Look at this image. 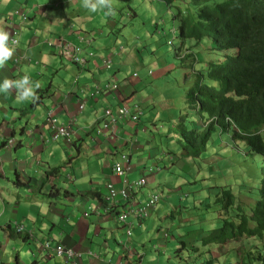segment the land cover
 I'll return each instance as SVG.
<instances>
[{"label":"crops","instance_id":"crops-1","mask_svg":"<svg viewBox=\"0 0 264 264\" xmlns=\"http://www.w3.org/2000/svg\"><path fill=\"white\" fill-rule=\"evenodd\" d=\"M82 10L85 9L79 0H0V26L18 38L15 55L0 69V82L5 77L19 79L27 74L41 84L40 99L36 103L18 102L14 92L0 93V264H25L22 261H31L27 264H115L123 257L122 243L127 240L124 227L117 219L123 209L122 201L108 210L103 209L106 184L111 182L116 189L122 186L112 165L119 161L122 152L128 154L130 161L133 154H139V160L160 155L159 149L153 151L151 136L146 154L129 150V141L137 137L136 128L138 131L144 125V115L137 124L118 119L116 138L109 136V130L97 133L96 127L102 125L105 108L114 110L117 105L133 103L143 106L140 89L149 70L141 73L143 52L137 48L138 44L115 46L114 42L107 47L105 39H98L105 33L102 25V28H91L94 20ZM25 13L27 18L22 21ZM94 17L97 19L96 13ZM113 17L104 16L108 32L120 26ZM159 29L154 23L145 27L146 39L152 38L153 31ZM59 38L81 45L96 55L90 58L86 52L82 53L87 58L84 66L66 61L54 44ZM141 44L151 46L152 41ZM144 50L149 52L150 49L145 47ZM108 54L113 55L112 66L106 69L101 57ZM134 72L138 76H133ZM112 79H116L119 86L115 93L95 92L96 85L103 86ZM82 101L85 105L79 111ZM48 113L51 119H47ZM73 116L76 121L71 125L72 141L52 140L51 123L68 124ZM213 142L212 149L216 140ZM135 149L144 147L138 143ZM162 155L165 156L164 152ZM167 162L165 157L159 164L164 167ZM141 165L130 167L127 177L137 178L142 173ZM173 165L183 171L187 168V163L179 160ZM54 168L58 171L49 175L45 183V176ZM18 176L22 182L15 185ZM149 178L156 182L152 187H149ZM168 178V172L161 169L148 177L146 187L133 192L134 197L137 201L146 199L153 187L163 186ZM167 200H170L167 206L170 211L172 196H167ZM158 210L156 207L150 213ZM128 219L130 223L134 221L135 228L128 240L133 247L132 258L125 260L132 264H171L177 260L173 256L176 252H172L176 247H168L171 240L158 243L156 240L158 246L146 248L145 224L149 220L138 224L131 216ZM13 220L30 230L39 241L49 240L51 244L58 243L78 252L89 249L99 257L82 256L76 261L70 260L74 263H67L52 252L38 250L24 232H11L7 224ZM5 225L10 232L4 229ZM161 232L162 228H157L158 238ZM148 243L152 244L153 239Z\"/></svg>","mask_w":264,"mask_h":264},{"label":"rangeland","instance_id":"rangeland-1","mask_svg":"<svg viewBox=\"0 0 264 264\" xmlns=\"http://www.w3.org/2000/svg\"><path fill=\"white\" fill-rule=\"evenodd\" d=\"M79 1L81 3V0ZM211 1L221 0H209L208 2L210 3ZM113 4L115 13L112 16L124 23L121 29L116 32H108L106 26L108 21L104 19L105 12H95L97 14L96 19L93 12H89L86 9L82 11L88 18L94 20L90 23L91 28H94V26L97 29L104 28V35L98 36V39H105L107 47H111L114 42L115 46H120L122 45L121 43L126 44L125 46L136 43L138 44L137 48L143 52L141 54V73L145 74L147 70H150L151 74L145 77L140 89V96L142 99L144 98L141 102L144 106L143 122L145 130L143 132L137 131L136 141L144 147L143 150H140L141 154H146L149 147L147 143L151 136L153 139V151H156L157 148L161 154L140 160L139 154H133L129 166L135 168L139 164H146L155 167L161 161V158L162 160L165 159V156L162 155L163 151L169 149L172 154L182 152V148L177 142L178 135L173 129L185 114H187L185 121H189L188 124L191 125V121L195 118L191 95L194 82L198 80L210 82L208 77L209 66L221 60L224 53L213 49L208 38H203L196 42L193 39L188 40V45L191 44V51L195 53L198 60L195 65V71L198 74L191 72L190 58H181L175 55L178 42L168 29L175 26L173 15L177 10V6L181 10L185 8L192 10L193 3L191 0H175L169 8L163 0H113ZM129 14L132 16H128ZM158 16H161L164 22L159 26L160 29L158 31H153V37L148 39L152 41L151 46H149L150 44L142 45V42H148L145 35V26L153 24ZM84 22L88 24V21ZM101 25L102 27H100ZM168 39L172 40V45L166 44ZM96 42L98 43V40ZM145 47L150 49L149 52L144 50ZM225 53L230 55L232 52L228 50ZM215 137L216 144L213 147L216 148L212 150V143ZM222 138H224L225 143L219 136H214L213 134L209 139L208 150L198 158H191L193 159L192 164L189 163L190 159L184 153L181 154L180 161L187 163L191 168L190 170L185 168L181 176L186 178L183 174L188 171L190 173L189 180H200L198 183L191 184L193 188L183 185L185 181L180 178H168L166 180L161 188L166 190V188L169 189L171 186L181 187V197L175 196L169 212L167 206L170 200H167V196H165V198L160 199L156 206L159 208L158 212L149 215V222L147 225L145 224V232L147 234L145 233L144 245L146 248H151L152 244L156 243L157 236L155 232L157 224H160L163 229L172 226L168 220V214L175 216L173 221L176 223H179L180 219L186 218V221L180 222L182 226L183 223H187V220L192 218L191 216L194 213L200 214V212H204L201 209L203 202L206 200L203 198L204 192L206 190L211 191L209 196L214 199L215 197H212V194H216L215 185L230 188L239 203L245 206L246 212H249L248 207L257 199L258 170L255 165H252L250 159L244 155L245 153L241 149L242 142H233L229 136H222ZM220 142L225 144L224 146L226 147H222ZM125 151L127 152L128 150L125 149ZM201 164L202 166L199 168ZM202 172H204V176L207 179L201 180L204 178L201 175ZM133 173L137 176L136 170ZM155 184L156 182L149 178V187ZM195 188L196 191L194 192ZM195 200L198 203L194 202ZM206 209V215L209 217V222H211V217L214 215L212 208L207 207ZM177 211L178 213H176ZM177 214L178 216H176ZM219 224L220 221L217 219L213 226L216 227ZM170 230L172 235H178V237L176 241L171 240L168 247L172 249L179 247V250L173 255L174 260L175 256L177 260L172 261L171 264H201L203 257L193 258L195 255L193 247L196 238V232L193 231V227L182 226L180 228H170ZM151 239H153L152 244L148 243ZM33 243L37 244L36 242ZM139 247L142 248V245L140 244ZM208 248H210L208 249L210 253L218 258V261H215L214 264H264V261L258 258L259 255L264 257V237H242L223 245H211ZM185 261L188 262L185 263ZM22 262L27 264V262L30 263L31 261ZM66 262L71 263L73 261Z\"/></svg>","mask_w":264,"mask_h":264},{"label":"trees","instance_id":"trees-1","mask_svg":"<svg viewBox=\"0 0 264 264\" xmlns=\"http://www.w3.org/2000/svg\"><path fill=\"white\" fill-rule=\"evenodd\" d=\"M163 1L168 6L175 0ZM208 1L191 0L192 10L177 6L173 15L177 50L185 45L191 48L190 39L196 42L209 38L212 48L224 53L209 67L210 82L195 81L191 89L198 116L194 125H187L183 117L175 132L192 158L208 150L210 137L219 130L229 134L231 141L242 142L245 156L256 166L258 176L257 199L248 207L249 212L231 189L219 187L214 199L203 197L204 212L194 213L187 220L184 226H192L196 232L193 258L204 257L201 264H214L218 259L210 250L200 248L242 237H264V0ZM228 50L230 55L225 53ZM207 207L214 214L211 222ZM217 219L220 224L215 227ZM177 250L179 247L173 252ZM258 258L264 261V257Z\"/></svg>","mask_w":264,"mask_h":264},{"label":"clouds","instance_id":"clouds-1","mask_svg":"<svg viewBox=\"0 0 264 264\" xmlns=\"http://www.w3.org/2000/svg\"><path fill=\"white\" fill-rule=\"evenodd\" d=\"M60 3H64V2L61 1ZM81 3H82L83 8L88 10L89 12L95 13V12L103 11V12H105L106 15H108V16L110 15L111 17H113L112 14L115 13L113 0H81ZM169 6L170 5H168L167 7L169 8ZM128 16L131 17L132 15L129 14ZM26 18H27V14L25 13V14H23L22 21L25 20ZM156 19H157V21H154V24L156 25V27L160 26L164 22V20L161 18V16H158V18H156ZM116 23L120 24L119 28L116 30V31H118L121 29V27H122V25H124V23H122L121 20H119V19H116ZM145 27L148 28V26H145ZM116 31H114V32H116ZM168 31L170 33H172L173 36H175V38L178 42V39L176 37V27L175 26L171 27L168 29ZM80 39L83 40L84 38L81 37ZM17 43H18L17 36L16 35L12 36V34L9 31L5 30V28L3 26H0V69L5 68L7 62L10 59H12L13 56L15 55L16 50H17L16 49ZM49 43H51V42H49ZM54 44L57 46L59 54L64 60L70 61L76 65H79V66H84L86 63V60H87L86 56L82 55V53L86 52V55L90 56V58H93L96 55L92 51H87L81 45L74 44L70 41L63 39V38H59L58 40H56L54 42ZM63 44H70L72 46L78 47L80 49L78 56L80 59H82V61H80V62L72 61V60L67 59L65 56H63L60 52L61 45H63ZM166 44L172 45V40L168 39ZM178 45H179V43H178ZM178 45H177V47H178ZM177 47L175 49V55L179 56L181 58H186V57L190 58L191 59L190 60L191 61V72L194 74H198V72L195 71V65L198 62L195 53L193 51H191V48L187 47L186 45L184 46V48L182 47L179 50H177ZM112 57H113V55H111V54L104 55L101 57L102 58V65L106 69H108L112 66ZM15 60L17 61L18 58H15ZM148 72L150 75L151 74L150 70ZM133 76H135V77L138 76L137 72H134ZM113 84L116 85L115 88H111V85H113ZM40 88H41L40 82L39 81H33L31 79V77L27 74H25L22 78H19V79H12L9 77H5V78H3L2 82H0V93L14 92L18 102H24V101H31L32 103L38 102L40 99V97L38 95V90ZM118 88H119V86H118L117 80L112 79L109 82L104 83L103 86L96 85L95 92L97 93L98 91L101 90L104 92L105 91H112L113 93H115L118 90ZM84 105H85V101L84 102L82 101L78 105V110L79 111L82 110L84 108ZM121 107L127 108L129 111V114H133L136 111L140 112V114L135 119H132L131 116L120 117L117 114V110ZM193 109H194L195 118L193 121H191V125H194V121L198 118V116L195 114L194 104H193ZM105 110H109L110 114H105ZM50 115H51V113H48L47 119L52 118ZM143 115H144V109H143V106L141 105V103H133L131 105L120 104V105H117V107L114 110H112L110 107L105 108L103 113H102V120H101L102 125H98V127H96V130L98 131L97 133L101 132V130L104 131V129L109 130V136L111 138H113V137L116 138L115 129H116V124H117L118 119H126L127 121H130V122L137 124V122L141 119V117ZM186 116H187V114L184 115V120H185ZM182 118H180V121ZM75 121H76V117L73 116L69 120L68 124L55 125L54 123H51V125H50V129H51L50 138L52 140L61 139L65 143H70L72 141L73 135H74V130L71 128V125H75L74 124ZM179 122H177V124ZM188 122L189 121H185V123H187V125L191 126L190 124H188ZM138 130L143 132L145 130L144 125L141 126L140 128H138ZM173 131L175 132V128L173 129ZM136 133H137V128H136V132H134V134L136 135ZM215 136H219L220 139L222 141H224V143H225V140H223L222 136H229V134H222L221 131L219 130ZM214 139L216 140V137ZM177 142L180 144L179 135H178ZM220 143L222 144V142H220ZM10 144H11V141L8 142V145H10ZM136 144H138V142L136 141V137L132 138L129 141V150L132 152H133V150H134V152H141L140 150L137 151L135 149ZM224 145L225 144H222V147L225 148L226 146H224ZM180 146H181V144H180ZM181 148H182V146H181ZM215 148L216 147H213L212 150H214ZM242 151L245 153V151L243 149H242ZM163 152H164L165 157L168 160V162L165 165H163L164 167L160 166V164H159L160 161L155 165V167H153L151 165L146 167L145 164L144 165L142 164L140 167L142 170V173L140 174L141 176L138 175V177L134 178V179H129L127 177V174L130 171V166H129L130 160H129L127 153L122 152L120 154L119 161L113 163V165H112V171H113V173H115V175L119 179H121L122 186L120 189H116L111 182H108L106 184L107 195H106L105 200L103 201V204H104L103 209L108 210V209H110V206L117 204L119 201H122V203H123V209L121 212H119L117 214V219H118L119 224H121V227H124V233H125L127 243L126 242L122 243V246L124 248V253L122 255L123 257L120 258L118 261H129V260H125V259H128V258L131 259L132 258L133 247L131 246V244H129L128 240L130 239L131 234H132L135 227L133 224L134 221H132V223H130L128 217L131 216L134 220H136L138 222V224L145 223L146 221L149 220V215H151V213H150L151 210L156 208L160 199L165 198V196H169V195H171L173 199L175 198V196H179V198L181 197V193H182L180 191L181 187L177 188L176 186H173V187L171 186V187H169V189L166 188V190H163V188H161L162 186L157 185L150 190V193L147 195L146 199L142 200L141 198H138L139 201H137L136 198L134 197L133 192H138L139 189L146 187L147 182H148L147 179L149 176L159 173L162 169V170H165V173L168 172V177L170 179L180 178V179L185 181L183 185H188L191 188H193V186L191 184L198 183L200 180V179L199 180H193V181L189 180L188 177H190V175H189L190 173L188 171L185 174H183L184 177H186V178H183V176H181L182 173H184L183 170L180 169V167H176L175 165H173L176 161L181 160V154H183V153L185 154V156L187 158L190 159L189 163L192 164V160H193V159H191L192 157L188 156L186 154V152L183 150V148H182V152L179 154H172L169 149L166 152V154H165V151H163ZM160 154H161V152H160ZM195 158H198V157H195ZM161 160H162V158H161ZM202 164L199 166V168L202 166ZM116 167H119L120 170L118 171ZM190 169H191L190 165L187 164V170H190ZM57 171H58V168L52 169L50 171V173H48L47 176H45L44 182L46 183L49 175L55 174ZM193 173H194V171H193ZM176 174L180 175V177H177ZM201 175L204 177L201 180L207 179V177L204 176V172H202ZM21 182L22 181L20 179V176H18V178L15 180V185L21 184ZM215 187L217 189L220 186L215 185ZM223 188H227V186L223 187ZM174 191H177V192L175 193ZM195 191H196V188L194 189V192ZM209 193H211V191L206 190L204 192L205 195L203 197L207 198V196H209ZM212 197H214L213 194H212ZM176 213H178V211ZM171 215L172 216H169V214H168L167 217H168L169 222L172 224V226H168L167 228L163 229L162 226H160V224H157L156 232H157V228H162V232L160 233L159 238L157 237V243L159 241H164V240L165 241L177 240L178 235H172L170 228H180V227L188 224V223H183V225L181 226L180 222L186 221L185 220L186 218L180 219V222L176 223L175 221H173V218L175 216H173V214H171ZM176 216H178V214ZM7 225L9 226V230L11 232H14L17 234H21L24 232L25 235L30 239L31 242L37 243L36 247L38 250L41 249L42 251H45L46 253L52 252L55 254V256L65 260V261H70V260L76 261V259H81L82 256H89V257H93V258L99 257V255L97 253H95L89 249L86 251L78 252V251H74L71 247H65V246L58 244V243L55 245L51 244L49 242V240L39 241L38 239H36L35 235L30 230H26L24 228V226L16 220H13L11 223H9ZM7 225L4 226V229L7 232H10L6 229ZM162 233H163V236H162ZM249 238H259V237H249ZM157 243L152 244V246L157 245ZM43 245H45V246H43ZM209 246H211V245H209ZM209 246H207L206 248H200V250H208V249H210V248H208ZM58 247L62 248L63 250L70 249L73 252V256L67 257L65 255H63V256L58 255L57 251H56V249H58ZM199 258H200V256H199Z\"/></svg>","mask_w":264,"mask_h":264},{"label":"built area","instance_id":"built-area-1","mask_svg":"<svg viewBox=\"0 0 264 264\" xmlns=\"http://www.w3.org/2000/svg\"><path fill=\"white\" fill-rule=\"evenodd\" d=\"M79 50L80 49L78 47L72 46L70 44H63V45H61L60 52L67 59L72 60V61H76V62H80V61H82V59H80L79 56H78ZM115 87H116L115 84L111 85V88H115ZM105 114H110V111L109 110H105ZM117 114L120 117L131 116L132 119H135L140 114V112L136 111L133 114H129V111H128L127 108L121 107V108H119L117 110ZM116 168H117L118 171L120 170L119 167H116ZM56 251H57V254L61 255V256H63V255H65L67 257H72L73 256V252L70 249L63 250L62 248L58 247V249H56ZM115 264H132V262L131 261H117Z\"/></svg>","mask_w":264,"mask_h":264},{"label":"bare ground","instance_id":"bare-ground-1","mask_svg":"<svg viewBox=\"0 0 264 264\" xmlns=\"http://www.w3.org/2000/svg\"><path fill=\"white\" fill-rule=\"evenodd\" d=\"M76 251V250H75ZM115 263H116V261H115Z\"/></svg>","mask_w":264,"mask_h":264}]
</instances>
